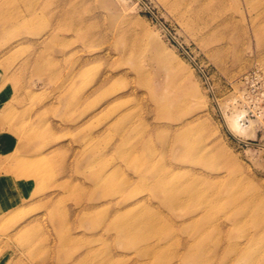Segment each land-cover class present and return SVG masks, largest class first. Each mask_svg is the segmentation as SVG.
Listing matches in <instances>:
<instances>
[{"label":"rangeland","instance_id":"374dc122","mask_svg":"<svg viewBox=\"0 0 264 264\" xmlns=\"http://www.w3.org/2000/svg\"><path fill=\"white\" fill-rule=\"evenodd\" d=\"M263 13L0 0V264H264Z\"/></svg>","mask_w":264,"mask_h":264},{"label":"bare ground","instance_id":"6f19581e","mask_svg":"<svg viewBox=\"0 0 264 264\" xmlns=\"http://www.w3.org/2000/svg\"><path fill=\"white\" fill-rule=\"evenodd\" d=\"M72 11V3L71 2H69L68 3V5H67V7H66V13L68 14V13H70ZM264 14V13H263ZM263 18H262V20H261V23L263 22ZM231 126H232V128L235 130L236 128H238L239 127V125H238V123L235 121L234 122V124H230ZM182 127V126H181ZM230 127V126H229ZM230 129H231V127H230ZM229 129V130H230ZM180 132H178L177 133V137H176V140H177V143H181L182 142V139H181V137H180V135H178ZM232 134V133H231ZM189 146H191V145H189ZM204 148L202 149V152L203 153H206L207 152V150H208V148L206 147V146H203ZM188 150H190V149H188ZM188 194H189V192H188ZM188 194H187V196H188ZM175 194L174 193H172L171 192V194H167V195H165L166 197H173ZM253 203V204H252ZM251 204H252V209L250 208V210H251V213L253 214V213H255V214H258L259 212H261V211H263L264 210V205L260 202V201H252L251 202ZM245 245V247L247 248V249H249L248 247L249 246H252V244H254V239H253V237H247L246 238V241H245V243H244ZM246 250V249H245ZM241 254L240 255H238V257H237V260H240V259H242V260H245V255H244V253H243V250L241 249ZM247 251V250H246Z\"/></svg>","mask_w":264,"mask_h":264}]
</instances>
